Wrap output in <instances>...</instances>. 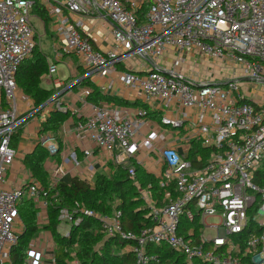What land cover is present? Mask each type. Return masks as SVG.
Masks as SVG:
<instances>
[{"label": "built area", "instance_id": "2783aa9c", "mask_svg": "<svg viewBox=\"0 0 264 264\" xmlns=\"http://www.w3.org/2000/svg\"><path fill=\"white\" fill-rule=\"evenodd\" d=\"M37 3L63 43L55 60L75 55L84 70L62 81L53 78L57 68L50 62L46 75L56 92L28 107L17 73L38 44L30 21ZM98 21L110 44L92 37L90 22ZM132 57L139 62L129 67ZM210 61L233 68H196ZM83 80L129 104L90 101L93 90ZM55 111L78 119L61 144L51 133L39 134L50 155L63 146L61 163L51 157L45 163V187L25 168L22 178L12 172L15 136L30 117L42 126ZM70 138L74 150L67 151ZM77 148L84 158L127 169L149 226L126 230L116 200L106 214L79 201L63 206L58 192L50 195L65 175V160L81 164ZM137 167L156 187L141 183ZM23 199L35 203L38 218L56 203L58 220L69 227L64 237L86 218L97 221L89 230L126 241L122 251L133 252L137 264L154 258L150 244L170 246L185 264H264V0H0V264H12ZM79 250L78 241L68 247L73 263ZM29 254L26 264H55L53 237L30 243Z\"/></svg>", "mask_w": 264, "mask_h": 264}, {"label": "trees", "instance_id": "16d2710c", "mask_svg": "<svg viewBox=\"0 0 264 264\" xmlns=\"http://www.w3.org/2000/svg\"><path fill=\"white\" fill-rule=\"evenodd\" d=\"M147 10L148 4L144 3L138 10L139 22L145 21ZM32 14L42 19L46 25L51 20L47 10L40 3L34 6ZM49 66L47 55L40 50L39 44H37L32 55L19 67L17 73L18 86L34 101L35 106L41 105L56 92L55 88L47 89L41 84L42 78L49 71ZM82 85L93 90L89 96V100L92 102L114 101L119 104H129L122 99L102 94L89 80H83ZM70 116L69 111L53 112L48 120L42 124L41 133L49 132L57 137L62 125ZM59 143L61 144V142ZM49 156L48 149L38 145L24 158V164L31 171L32 176L45 187L49 184V173L44 167V162ZM136 176L144 185L147 183H152L154 187L157 185V180L141 167H137ZM57 192L63 206L71 207L76 201H79L84 202L89 208L106 214L112 213L111 204L112 201L116 200L115 207L123 213L122 223L126 230L139 232L141 228L150 225V221L145 215L144 203L139 197L137 188L126 168L116 167L111 178L103 175L98 176L94 187L74 177L70 183H59L57 188L50 192V195ZM57 206L54 202L49 205L48 221L40 228L38 209L35 203L25 199L20 201L18 210L24 224V230L19 235L18 242L12 247V264H26L29 243L41 229L50 231L55 241V264H137L133 252L122 251L126 241L120 240L118 237L107 238L89 230L93 226H98V222L91 218H86L79 226H72L71 237H64L59 231L61 223L58 220ZM76 241L80 245V250L77 252L79 262L73 263V257L68 252V247ZM147 254L154 256L149 264H185V256L166 244H150L147 247Z\"/></svg>", "mask_w": 264, "mask_h": 264}, {"label": "crops", "instance_id": "0c3cea01", "mask_svg": "<svg viewBox=\"0 0 264 264\" xmlns=\"http://www.w3.org/2000/svg\"><path fill=\"white\" fill-rule=\"evenodd\" d=\"M51 22H52V20H51ZM90 23H91L90 25L93 27L92 22H90ZM98 23H100L98 30L99 31H103L104 29L101 28V21H98ZM52 31H53V25H52ZM92 34H93L92 37L95 38L94 33H92ZM52 35H54L55 39L58 40L56 35H55V33H54V31H53ZM37 37H38V34H37ZM96 41L98 42L99 45H101L97 39H96ZM57 43H59V42L55 41V44H54L55 47L58 46ZM64 57L62 58V60H64ZM72 57H74V58H76L78 60L79 65H77L76 67H72L71 65H69L70 76L68 78H66L65 80L60 79L62 81H68V80L74 79L76 76L81 74L82 71L84 70V68H81V66H80L81 63H80L79 59L75 55H72ZM48 60H49V57H48ZM50 62L51 61L49 60V63ZM213 63H215V62H213ZM210 67H211V65L208 64V63L196 66V68H210ZM184 68H188V67L184 66ZM211 68H233V66L231 64L230 65H225V64H222L221 62H218V65L216 64V66H214L212 64ZM215 74H217L216 75V80H219V77L221 76L222 72L217 70V71H215ZM57 79H59V78H57ZM47 82H48V79H47ZM41 84H42V82H41ZM48 84L53 85L51 82H48ZM45 88H47V89L54 88V85L51 86V87H45ZM77 89L74 88V90L72 92L68 93L66 96L70 97V99H71L72 95H73V92H76ZM22 92H23V90H22ZM26 96H28V95L26 94ZM116 98H118V97H116ZM30 105H35V104H34V101L28 96L27 104H24V106H28L29 107ZM77 119H78L77 116H75V117L70 116V118H68L64 122V124L62 125L61 129L59 130V132L57 134V138H58L59 142H61V138H62V136L64 134L65 128H68L70 126V124H72ZM41 128H42V126H41L39 118L35 117V116L34 117H30L28 122L24 125L23 128H21V130H19L18 134L15 136L16 137L15 138V141H16V147L15 148H16V151H17V157H16V161H15V163L13 165L12 172L15 173L17 176H20V178H22L21 175L23 174L22 173V168H25L26 170L29 171L30 178L36 179L35 177L32 176L31 171L24 164V158H25V156L27 154H29L32 151H34L38 145H41L39 143V134L41 133ZM72 143H73V139L70 138V140L66 141L67 148L65 146H64V148H66L67 151L74 150V147L72 146ZM62 149H63V146L60 145V151L57 154H52L49 157H47L45 162H44V167H45V163H46L47 159H49L50 157H51V159L55 160L57 163H61V161H62V156H61ZM77 152H78V155H79V159L81 160V164L78 165V166H74L69 160H65V162H64L65 175L61 179V183H70V181L74 177H77V178L89 183V182L92 181V179H94L96 177V175H100V174L108 175L110 170L114 171L115 168H116V166H114L113 164H109L108 163V166H107V164L105 162L101 163V161H99L97 159V157L84 158V155H83L82 151L79 148H77ZM149 164H150V162L146 163V165H149ZM45 169H46V167H45ZM145 172H147V171L145 170ZM64 180H66L67 182H65ZM47 221H48V213L45 212V213H43L41 218H38V222H39L40 228L43 226L44 223H47ZM68 228L69 227L67 225H65V224H60L59 225V231H60L61 234H62V232H64ZM35 236L36 237L33 238L30 241V243L34 242L35 240L44 243V242H47V241H51V238H52L51 232L47 231V230H44V229H41L40 231H38L35 234Z\"/></svg>", "mask_w": 264, "mask_h": 264}, {"label": "rangeland", "instance_id": "374dc122", "mask_svg": "<svg viewBox=\"0 0 264 264\" xmlns=\"http://www.w3.org/2000/svg\"><path fill=\"white\" fill-rule=\"evenodd\" d=\"M30 21L32 23L33 28L35 29L36 33L38 34V44H39V48L40 50L45 53L48 57L49 60L51 61V63H56V68H57V72L55 74H53V78H59L62 80H65L66 78H68L70 76V68L69 65H71L72 67H76L77 65H79V62L76 58L72 57L71 54H67L64 57V60H59L56 61L55 60V52L58 48V46H62L63 43L60 40H56L52 31V22L50 20V22L47 23V25L44 23V21L42 19H40L39 17H36L34 14L30 17ZM44 24H45V28H44ZM93 25V33L95 36V39H97L99 41L100 44H104L107 45V42H109V40L107 42L106 39H110V33L109 31H99V25L100 23H92ZM55 41L59 42L58 46L55 47ZM111 41L108 43L110 44ZM139 62L137 57H132L131 60H128L125 62V64L129 67L132 66L133 64H137ZM208 64L212 65L213 62H208ZM47 75L44 76L42 78V85L44 87H51L53 85L48 84L47 82ZM216 79V77H215ZM258 94L261 95L262 92L260 91V86H259V90H258ZM253 97H255L253 95ZM252 98V97H251ZM52 134V133H51ZM124 164H127V162H125ZM65 182H67L66 180H64ZM215 220L214 219H209L208 222L209 223H213ZM19 223V228H18V234L20 235L23 232V228H21L20 226H24L23 221L20 219L18 220ZM37 236V235H36ZM35 235L33 236V238L36 237ZM32 239V238H31ZM30 239V240H31ZM30 243H29V249L27 250V257H26V263H29L30 261Z\"/></svg>", "mask_w": 264, "mask_h": 264}, {"label": "water", "instance_id": "95a60500", "mask_svg": "<svg viewBox=\"0 0 264 264\" xmlns=\"http://www.w3.org/2000/svg\"><path fill=\"white\" fill-rule=\"evenodd\" d=\"M64 91H65V90H64ZM64 91H63V92H61V93L59 94V96H60V95H62V94L64 93Z\"/></svg>", "mask_w": 264, "mask_h": 264}]
</instances>
